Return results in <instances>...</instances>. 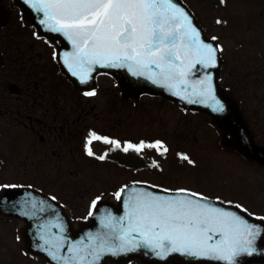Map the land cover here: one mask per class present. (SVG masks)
<instances>
[{"label": "rangeland", "instance_id": "obj_1", "mask_svg": "<svg viewBox=\"0 0 264 264\" xmlns=\"http://www.w3.org/2000/svg\"><path fill=\"white\" fill-rule=\"evenodd\" d=\"M183 1L194 12L207 36L216 38L222 60L221 84L240 100L256 141L264 144V0ZM0 2L10 15L9 22L0 27V43L11 58L16 54L18 59H23L25 55L23 60H6L0 74V184L36 185L55 195L74 219L86 216L94 198L115 192L131 181L234 201L264 216V170L235 151L222 148L218 132L207 116L185 111L160 97L140 96L136 101H122L114 90L116 84L108 77L98 78L97 92L87 101L92 106L87 111L90 114L87 134L109 135L123 146L160 141L167 152L161 154L163 149L158 152L154 148H145L140 153L129 150L123 153L124 164H118L110 157L119 154L117 149L100 160L97 159L100 151L114 146L93 141L94 155L89 156L82 149L87 129L79 125L76 160L47 157L41 145L31 153L23 141L31 139L32 134L17 124L21 120L15 118L13 109L23 99L11 98L6 86L18 77L28 80L24 66L30 56L33 60L29 63L36 65L42 85H64L57 69L47 59L48 50L38 36L32 37L28 23L20 20L12 0ZM27 44H33L34 51L26 53ZM45 45L49 48V44ZM181 155L192 163L181 159ZM16 227L15 221L0 219V264H36L38 261L21 251Z\"/></svg>", "mask_w": 264, "mask_h": 264}, {"label": "snow or ice", "instance_id": "obj_2", "mask_svg": "<svg viewBox=\"0 0 264 264\" xmlns=\"http://www.w3.org/2000/svg\"><path fill=\"white\" fill-rule=\"evenodd\" d=\"M25 3L43 13L45 19L41 24H47L52 32L61 33L72 44L74 51L65 54L64 63L82 83L89 79L92 66L99 65L126 67L133 75L147 74L154 83L169 88L177 84L187 86L188 74L195 64L214 67L216 52L220 50L201 40L188 14L173 0H25ZM152 66L159 70L158 74L152 72ZM198 83L202 88L197 94L205 102H212L213 111L222 112L224 106L214 95L211 76ZM95 94L94 91L85 93L87 96ZM93 141L111 144L123 152L140 153L145 148L158 152L163 149L161 154L168 151L160 141L126 143L121 148L119 141L92 132L86 141L89 156L94 155L90 147ZM106 155L97 159L103 160ZM181 159L192 163L185 155H181ZM153 166H156L155 161ZM117 196L119 198V193ZM197 196V193H187L181 198H164L137 193L129 197L128 227L116 236L119 245L109 247L108 251L116 255L144 245L162 259L178 252L223 264H235V258L242 253L251 255L253 242L260 235L259 226L249 224L234 212L203 203L206 199L203 196L194 199ZM95 205L93 201L92 206ZM235 207L241 208L240 205ZM257 219L264 221V217ZM132 233H138L140 239ZM217 235L219 239L209 243ZM70 250L74 253L73 260H86V256L76 255L80 249ZM98 258L99 254L93 253V259Z\"/></svg>", "mask_w": 264, "mask_h": 264}, {"label": "water", "instance_id": "obj_3", "mask_svg": "<svg viewBox=\"0 0 264 264\" xmlns=\"http://www.w3.org/2000/svg\"><path fill=\"white\" fill-rule=\"evenodd\" d=\"M20 9L22 16L31 23L36 31L47 38L57 39L61 46L57 52L59 65L75 86L93 87L94 77L97 73H106L112 76L130 97L141 94L162 96L177 105L200 111L209 116L211 122L220 133V143L225 148H231L239 152L248 160L264 166V146H258L253 141V135L249 130L238 102L219 85L220 56L216 52V64L214 67H204L195 64L187 77V86L177 84L169 88L162 83H154L145 75H133L126 67H100L93 65L87 82L82 83L78 76L72 74V69L64 63L65 54L72 53V44L61 34L52 32L47 24H41L45 19L43 13L35 11L25 3V0H14ZM177 7L183 9L189 16L192 25L199 31L200 38L205 43L217 46L212 40L205 37L203 29L196 22L195 17L181 0H173ZM152 72L159 70L152 66ZM211 76V84L216 99L224 106L222 112L212 110L211 101L205 102L197 93L202 86L198 83ZM195 88V90H194ZM179 93V95L175 93ZM192 101V102H190ZM137 193H149L164 198H181L189 192H168L149 187L144 184H130L124 186L118 196H105L96 200L95 207L87 219L77 220L73 223L64 207L45 193L28 186H3L0 187V216L16 219L20 222L17 229L18 237L23 247L30 253L39 256L51 264H121L131 260H137L143 264H223L216 260L197 259L178 252L170 253L165 258H160L155 251L144 245L132 251L111 254L109 247H116L120 241L116 239L122 229L129 224L127 215L129 197ZM113 198H116L114 202ZM199 196L194 199H198ZM203 203H208L215 208L228 212H234L242 216L249 224L259 226L260 235L254 240V251L251 255L242 253L235 258V264H264V221L250 216L233 205L224 204L217 200L206 198ZM35 205V206H33ZM211 234V233H210ZM137 240L138 233H132ZM219 236H214L215 242ZM103 247V250H101ZM71 248H78L76 255L86 256V260H73ZM93 253H98L99 258L93 259ZM56 258H53V257ZM64 258V259H61Z\"/></svg>", "mask_w": 264, "mask_h": 264}, {"label": "flooded vegetation", "instance_id": "obj_4", "mask_svg": "<svg viewBox=\"0 0 264 264\" xmlns=\"http://www.w3.org/2000/svg\"><path fill=\"white\" fill-rule=\"evenodd\" d=\"M5 13V10L1 8L0 27L5 26L10 20L9 11L6 17ZM3 18H6L8 21L4 23L3 21L5 19ZM23 26L25 25L23 24ZM28 30H30L32 37H34L35 34L33 29L28 26ZM40 41L48 50V58L46 56L45 58H47L49 63H52L53 67L57 69L64 86L50 87L42 85L38 79V73L35 70L36 65L33 66L29 63V61L33 60V56H30V60H26V65L24 66V70L28 74V80L26 81L18 77L15 81L7 84L6 90L11 98L23 99L22 103H16L13 106V109L15 110V118L21 120L17 124L24 127V129L27 128L32 134V138L23 141V145H27V149L31 153L35 152L37 145H41V150L47 157L56 158L57 160L66 157H72L75 159L78 152L77 133L78 128L80 127L79 125H82L83 129H87L88 116L90 115L87 111L92 109V106H89L90 104L87 102L92 96L85 95L86 92H90L91 90L78 89L72 86L59 70L54 55V44L44 39H40ZM45 44H49V48H47ZM24 48H28L26 53L34 51L33 44H27ZM37 55L40 57L39 53H37ZM4 57L6 59H4ZM0 58L1 74L3 73V67L5 68V61L11 58L7 55L1 43ZM11 59L23 60L22 58L18 59L16 54ZM24 83L26 84L24 88H22L21 86ZM11 85H15V88H11ZM114 90L118 91V88L115 87ZM93 91L96 93L97 88ZM118 99L125 101L120 95ZM100 129L103 131L102 128ZM23 131L28 133L26 130ZM87 133L88 129L83 136V150H85V143L89 138ZM96 134L112 140L109 135L100 133ZM97 142L102 144V141ZM68 173H71V171Z\"/></svg>", "mask_w": 264, "mask_h": 264}]
</instances>
